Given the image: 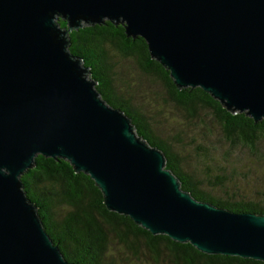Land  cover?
I'll return each mask as SVG.
<instances>
[{"label": "water", "instance_id": "1", "mask_svg": "<svg viewBox=\"0 0 264 264\" xmlns=\"http://www.w3.org/2000/svg\"><path fill=\"white\" fill-rule=\"evenodd\" d=\"M99 24L143 40L176 90L264 120V0H0V264H70L20 182L37 156L87 176L107 212L151 236L264 264V216L192 199L101 100L67 37Z\"/></svg>", "mask_w": 264, "mask_h": 264}, {"label": "trees", "instance_id": "2", "mask_svg": "<svg viewBox=\"0 0 264 264\" xmlns=\"http://www.w3.org/2000/svg\"><path fill=\"white\" fill-rule=\"evenodd\" d=\"M57 23L61 28L65 26L61 20ZM67 37L69 53L82 60L89 70L87 76L96 83L95 90L101 100L130 120L137 137L164 153L165 169L178 178L181 191L197 202L232 213L264 216V193H259V200H247V195L234 184L232 177L225 174L197 176L183 168L184 159L180 153L156 137L146 115L116 90L111 59L130 61L140 75L161 84L170 102L187 117H195L200 111L211 114L222 138L230 146L240 145L254 151L256 144L264 140V120L254 123L243 113L230 114L198 88L195 91L176 90L168 72L149 58L143 40L127 38L121 25L83 26L68 32ZM20 182L27 189L29 201L40 209L49 239L70 264H113L108 251L109 240L133 260L145 253L150 264H261L207 256L188 244L174 243L164 236H151L133 223L107 212L93 182L85 175L75 174L63 160L35 157L33 172L20 177ZM56 207L64 209L58 220L53 217Z\"/></svg>", "mask_w": 264, "mask_h": 264}, {"label": "rangeland", "instance_id": "3", "mask_svg": "<svg viewBox=\"0 0 264 264\" xmlns=\"http://www.w3.org/2000/svg\"><path fill=\"white\" fill-rule=\"evenodd\" d=\"M132 67L130 61L111 59L116 90L146 115L156 137L180 153L183 168L197 176H230L247 195V200H259V193H264V140L256 144L254 151L240 145L230 146L211 114L200 111L195 117H187L170 102L161 84L140 75ZM63 213V208L56 207L54 219H60ZM108 251L113 264H150L145 253L133 260L113 240L108 241Z\"/></svg>", "mask_w": 264, "mask_h": 264}]
</instances>
